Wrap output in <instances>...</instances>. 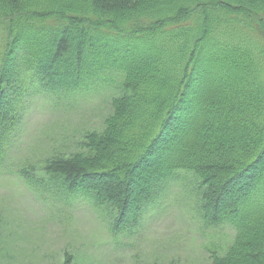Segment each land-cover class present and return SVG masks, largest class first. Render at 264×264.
<instances>
[{
	"label": "trees",
	"instance_id": "trees-1",
	"mask_svg": "<svg viewBox=\"0 0 264 264\" xmlns=\"http://www.w3.org/2000/svg\"><path fill=\"white\" fill-rule=\"evenodd\" d=\"M96 90L100 130L9 160L27 102ZM0 175L54 184L115 245L178 185L234 231L209 264H264V0H0Z\"/></svg>",
	"mask_w": 264,
	"mask_h": 264
},
{
	"label": "rangeland",
	"instance_id": "rangeland-1",
	"mask_svg": "<svg viewBox=\"0 0 264 264\" xmlns=\"http://www.w3.org/2000/svg\"><path fill=\"white\" fill-rule=\"evenodd\" d=\"M72 105L66 111L62 103L51 107L32 98L19 150L9 160L16 165L23 158H48L54 147L98 127L107 108L102 97ZM24 183L0 175V264H61L64 253L73 264H208L209 251H221L233 237L230 227L202 225L193 197L174 185L162 205L145 215L142 228L115 245L89 207L70 208L52 183L29 185L35 194Z\"/></svg>",
	"mask_w": 264,
	"mask_h": 264
}]
</instances>
